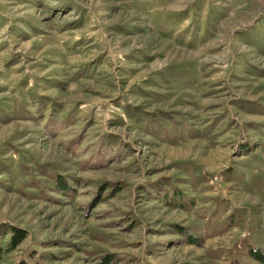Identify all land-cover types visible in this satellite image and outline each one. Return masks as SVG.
<instances>
[{
  "label": "rangeland",
  "instance_id": "obj_1",
  "mask_svg": "<svg viewBox=\"0 0 264 264\" xmlns=\"http://www.w3.org/2000/svg\"><path fill=\"white\" fill-rule=\"evenodd\" d=\"M244 2L0 0V226L27 231L0 264H264Z\"/></svg>",
  "mask_w": 264,
  "mask_h": 264
},
{
  "label": "trees",
  "instance_id": "obj_2",
  "mask_svg": "<svg viewBox=\"0 0 264 264\" xmlns=\"http://www.w3.org/2000/svg\"><path fill=\"white\" fill-rule=\"evenodd\" d=\"M27 231L21 228H17L14 226H0V263L3 259V256L5 253H7L10 250H13L17 246H19L26 238ZM186 242L188 244H195L199 245V241L196 237L189 235L186 239ZM252 255L255 256V258L261 260L264 262V256L259 255L257 250L251 251ZM110 259L108 257H104L102 260V263L99 264H108ZM14 264H29L28 262L24 260H20ZM231 264H237V263H231Z\"/></svg>",
  "mask_w": 264,
  "mask_h": 264
},
{
  "label": "crops",
  "instance_id": "obj_3",
  "mask_svg": "<svg viewBox=\"0 0 264 264\" xmlns=\"http://www.w3.org/2000/svg\"><path fill=\"white\" fill-rule=\"evenodd\" d=\"M252 2H253V0H245V2H244V3H245V4H247V3H250V4H252ZM263 15H264V14H263ZM263 15H262V16H263ZM262 16H261V17H262ZM257 23H258V21H257V22H255V24H257ZM252 24H253V23H252Z\"/></svg>",
  "mask_w": 264,
  "mask_h": 264
}]
</instances>
